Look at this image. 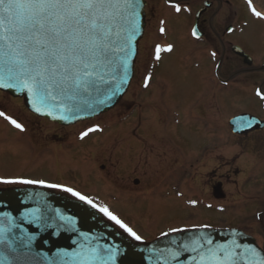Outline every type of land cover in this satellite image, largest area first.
Returning <instances> with one entry per match:
<instances>
[{
	"label": "rangeland",
	"instance_id": "1",
	"mask_svg": "<svg viewBox=\"0 0 264 264\" xmlns=\"http://www.w3.org/2000/svg\"><path fill=\"white\" fill-rule=\"evenodd\" d=\"M146 22L126 94L92 120L52 124L29 114L21 99L0 93V108L25 126L22 133L0 127V176L58 181L95 195L142 240L181 226H239L263 245L264 159H255L246 149L240 154L237 136L228 137L226 119L258 111L257 103L249 97L225 101L216 116L219 132L207 129L199 120L197 103L211 90L207 83L198 84L209 74L185 71L189 68L184 52L173 62L169 55L158 66L145 64L153 77L152 88L140 86L144 52L158 19ZM172 29L170 24L160 39L174 43ZM258 52L264 55V48ZM90 128L100 130L79 138ZM220 154L224 161L218 162ZM144 160L148 164L139 168ZM218 181L225 198L214 201L210 185Z\"/></svg>",
	"mask_w": 264,
	"mask_h": 264
},
{
	"label": "water",
	"instance_id": "2",
	"mask_svg": "<svg viewBox=\"0 0 264 264\" xmlns=\"http://www.w3.org/2000/svg\"><path fill=\"white\" fill-rule=\"evenodd\" d=\"M143 6L144 0H140L135 39L130 49L117 54L114 64L105 74L106 83L100 82L87 93L72 98L53 93L56 99L50 98L46 103H41L27 89L0 87V90L13 97H22L29 110L62 125L108 111L123 96L133 75L137 42L144 28ZM122 57H126V67ZM37 107L41 109L39 112L36 111ZM245 117H236L229 122L234 127H252V121ZM109 250L116 253L114 260L108 259ZM209 250L216 252L215 259L209 258ZM60 251L72 254L70 264L264 262V251L254 238L237 229L187 230L146 245H135L83 203L39 189L0 191V264H53L59 259ZM90 253H95V256L91 260H84ZM174 253H179L175 259ZM201 256L205 258L201 260Z\"/></svg>",
	"mask_w": 264,
	"mask_h": 264
},
{
	"label": "snow or ice",
	"instance_id": "3",
	"mask_svg": "<svg viewBox=\"0 0 264 264\" xmlns=\"http://www.w3.org/2000/svg\"><path fill=\"white\" fill-rule=\"evenodd\" d=\"M139 3L140 0H0V87L27 89L41 103H46L50 98L56 99L53 93L72 98L87 93L100 82L106 83L105 74L117 54L130 49L135 39ZM175 9L181 11L180 5L176 4ZM252 11L258 17L262 15L254 7ZM196 34L194 29L193 35ZM171 47L168 45V50ZM160 51L157 45V59ZM121 60L126 67V57ZM148 79L145 78L146 85ZM40 110L36 108L37 112ZM0 116L23 130L20 123L4 112L0 111ZM94 130L88 129L89 132ZM85 135L87 132L82 133V137ZM3 182L45 183L42 180ZM48 186L63 188L93 207H99L72 188L59 184ZM99 210L134 239H142L107 207H99ZM178 255L174 253L173 259ZM58 256L53 264H70L72 254L60 251ZM94 256L95 253H90L84 260ZM115 256L116 253L109 250L108 259L114 260ZM204 258L201 256V260ZM209 258L215 259L216 252L209 250ZM255 264L264 262L257 260Z\"/></svg>",
	"mask_w": 264,
	"mask_h": 264
},
{
	"label": "flooded vegetation",
	"instance_id": "4",
	"mask_svg": "<svg viewBox=\"0 0 264 264\" xmlns=\"http://www.w3.org/2000/svg\"><path fill=\"white\" fill-rule=\"evenodd\" d=\"M176 4L180 5L181 11H176ZM253 7L262 15L256 16L252 11ZM144 11L146 20L157 17L158 22L154 23L156 26L152 41L149 42L148 38L147 49L144 52L142 70L144 74L140 78V86L144 85L143 78L149 73L148 86L152 88L153 77L146 71L145 64L151 62L158 66L164 60L163 57L169 55L170 62H173L184 52L183 56L186 59L184 60L189 68L185 71L191 74H209L198 82L199 86L207 83L211 88L209 93H203V98L197 103L199 120L204 126L214 129L213 132H219L220 125L216 124V116L220 117V104L223 105L229 99L249 97L257 103L258 111L246 110L231 116L246 113L257 117L262 123L258 122L255 127L243 134L231 133L228 126V137L234 139L237 136L236 144L241 149L252 151L255 159L264 158V55L258 52L260 48H264V0H251V6L249 0H145ZM170 24L173 25L171 32L176 33H173L176 36L174 43L160 39L166 34ZM161 28L164 29L163 32ZM194 29L196 35H193ZM157 45L161 48L159 59L156 56ZM168 45L172 46L171 50H168ZM157 85L163 87L161 83ZM196 90L199 91L200 87L192 91L193 94ZM258 90L259 98L254 94ZM0 111L23 126V130L16 128L9 120L0 116V127L5 129V132L25 131V126L20 120L7 110L0 108ZM220 159L221 155H218L216 161L219 162ZM141 163L139 168L146 166L148 161L144 160ZM214 186H219V192L212 193V196L217 200H223L225 194L221 182L211 184V191ZM262 246L264 248V244Z\"/></svg>",
	"mask_w": 264,
	"mask_h": 264
}]
</instances>
